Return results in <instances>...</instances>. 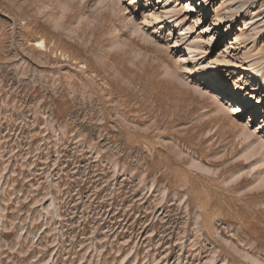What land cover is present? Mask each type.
I'll return each mask as SVG.
<instances>
[{"label":"rangeland","instance_id":"rangeland-1","mask_svg":"<svg viewBox=\"0 0 264 264\" xmlns=\"http://www.w3.org/2000/svg\"><path fill=\"white\" fill-rule=\"evenodd\" d=\"M165 1L0 0V264H264V0Z\"/></svg>","mask_w":264,"mask_h":264},{"label":"bare ground","instance_id":"bare-ground-1","mask_svg":"<svg viewBox=\"0 0 264 264\" xmlns=\"http://www.w3.org/2000/svg\"><path fill=\"white\" fill-rule=\"evenodd\" d=\"M147 1V0H146ZM160 3L163 1V2H166L165 0H158ZM165 4H167V3H164V6H165ZM199 7H201L202 8V11H205V13L207 14V13H210V12H208V9H209V4H206L205 2H203ZM168 13L170 14L171 12L170 11H168ZM167 18H169V16L167 17ZM166 18V19H167ZM232 21V20H231ZM173 22H177V21H173ZM231 26V25H230ZM232 27V26H231ZM181 32H182V30H181ZM183 36V35H182ZM184 38V37H183ZM191 47V46H190ZM189 51V50H188ZM190 52V51H189ZM193 54V53H192ZM253 69V68H252ZM262 71V70H261ZM256 72V71H255ZM257 73V72H256ZM259 73H262V72H258V74ZM263 74H264V72H263ZM261 75V74H260ZM256 76H257V74H256ZM261 77V76H260ZM262 78V77H261ZM261 82H263V81H261ZM221 90H219V92H220ZM222 93V96H223V98H226V99H229L228 101H226V102H228V103H234V101L226 94V93H224V92H221ZM237 107H239V106H237ZM236 107V108H237ZM252 116V115H251ZM250 120H252L251 118H250ZM262 126H259V128H263L264 129V121H262ZM257 131V130H256Z\"/></svg>","mask_w":264,"mask_h":264}]
</instances>
